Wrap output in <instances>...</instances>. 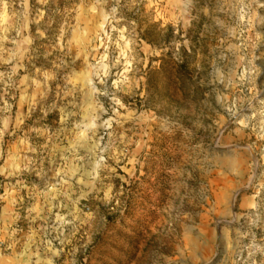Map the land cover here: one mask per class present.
<instances>
[{
    "label": "rangeland",
    "instance_id": "rangeland-1",
    "mask_svg": "<svg viewBox=\"0 0 264 264\" xmlns=\"http://www.w3.org/2000/svg\"><path fill=\"white\" fill-rule=\"evenodd\" d=\"M0 264H264V0H0Z\"/></svg>",
    "mask_w": 264,
    "mask_h": 264
}]
</instances>
